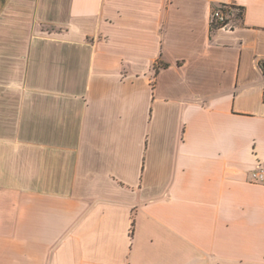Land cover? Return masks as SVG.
<instances>
[{"label": "crops", "instance_id": "0c3cea01", "mask_svg": "<svg viewBox=\"0 0 264 264\" xmlns=\"http://www.w3.org/2000/svg\"><path fill=\"white\" fill-rule=\"evenodd\" d=\"M262 162L264 0H0V264H264Z\"/></svg>", "mask_w": 264, "mask_h": 264}, {"label": "built area", "instance_id": "2783aa9c", "mask_svg": "<svg viewBox=\"0 0 264 264\" xmlns=\"http://www.w3.org/2000/svg\"><path fill=\"white\" fill-rule=\"evenodd\" d=\"M235 15L229 6H221L211 14V26L213 29H230L235 26ZM251 181L264 184V163H259L251 173Z\"/></svg>", "mask_w": 264, "mask_h": 264}, {"label": "rangeland", "instance_id": "374dc122", "mask_svg": "<svg viewBox=\"0 0 264 264\" xmlns=\"http://www.w3.org/2000/svg\"><path fill=\"white\" fill-rule=\"evenodd\" d=\"M220 7H221V6L217 7L215 10L219 9ZM231 8H232L233 14L236 15V17H238V14L240 13V10H239L237 7H235V6H231ZM215 10H213V12H214ZM213 12H212V13H213Z\"/></svg>", "mask_w": 264, "mask_h": 264}, {"label": "trees", "instance_id": "16d2710c", "mask_svg": "<svg viewBox=\"0 0 264 264\" xmlns=\"http://www.w3.org/2000/svg\"><path fill=\"white\" fill-rule=\"evenodd\" d=\"M240 10V13L238 14V17L235 15V22L239 21L243 16V8H238Z\"/></svg>", "mask_w": 264, "mask_h": 264}]
</instances>
